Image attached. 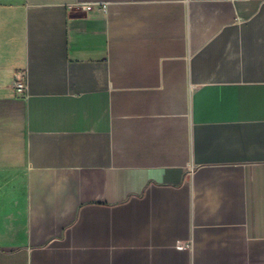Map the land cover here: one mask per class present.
<instances>
[{
  "label": "crops",
  "instance_id": "1",
  "mask_svg": "<svg viewBox=\"0 0 264 264\" xmlns=\"http://www.w3.org/2000/svg\"><path fill=\"white\" fill-rule=\"evenodd\" d=\"M108 213L133 263L264 264V0H0V264H123Z\"/></svg>",
  "mask_w": 264,
  "mask_h": 264
},
{
  "label": "rangeland",
  "instance_id": "2",
  "mask_svg": "<svg viewBox=\"0 0 264 264\" xmlns=\"http://www.w3.org/2000/svg\"><path fill=\"white\" fill-rule=\"evenodd\" d=\"M131 211V209L127 210ZM130 216V213L126 214ZM146 215V214H145ZM108 227H107V241H87L91 245L92 254H98L99 249H106L107 255L115 256L117 250L119 253L120 247L123 245L124 262L123 264H138L131 261L132 255L137 253L134 250L132 241H146L147 239V227L146 217L143 222H136L131 217H125L124 221L117 224L116 219L118 213H108ZM138 236V237H137ZM137 238V240H136ZM139 238V239H138ZM110 259V258H108ZM92 264H99V262H92ZM108 264H115V262L109 261Z\"/></svg>",
  "mask_w": 264,
  "mask_h": 264
},
{
  "label": "built area",
  "instance_id": "3",
  "mask_svg": "<svg viewBox=\"0 0 264 264\" xmlns=\"http://www.w3.org/2000/svg\"><path fill=\"white\" fill-rule=\"evenodd\" d=\"M82 8L85 10H90L92 5H82ZM12 87L15 89L16 94L19 97H27L29 94V82H28V73L26 70L17 71Z\"/></svg>",
  "mask_w": 264,
  "mask_h": 264
}]
</instances>
